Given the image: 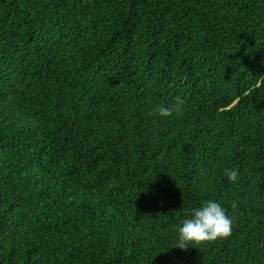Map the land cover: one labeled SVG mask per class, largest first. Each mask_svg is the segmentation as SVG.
Listing matches in <instances>:
<instances>
[{
  "label": "trees",
  "instance_id": "obj_1",
  "mask_svg": "<svg viewBox=\"0 0 264 264\" xmlns=\"http://www.w3.org/2000/svg\"><path fill=\"white\" fill-rule=\"evenodd\" d=\"M0 264H264V0H0Z\"/></svg>",
  "mask_w": 264,
  "mask_h": 264
},
{
  "label": "clouds",
  "instance_id": "obj_2",
  "mask_svg": "<svg viewBox=\"0 0 264 264\" xmlns=\"http://www.w3.org/2000/svg\"><path fill=\"white\" fill-rule=\"evenodd\" d=\"M185 100L180 96L169 104H158L153 112L161 117H171L173 114L180 115L185 106ZM225 175L230 181L238 179V170L225 169ZM232 208L237 205L233 203ZM233 218L228 216L224 208L213 200L205 201L200 207L190 210L188 217L183 219L178 228L177 247L185 249L189 243L200 244L217 239H225L232 234Z\"/></svg>",
  "mask_w": 264,
  "mask_h": 264
}]
</instances>
